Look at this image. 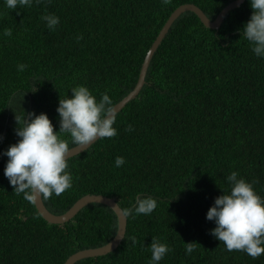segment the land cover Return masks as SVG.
<instances>
[{
  "label": "trees",
  "instance_id": "1",
  "mask_svg": "<svg viewBox=\"0 0 264 264\" xmlns=\"http://www.w3.org/2000/svg\"><path fill=\"white\" fill-rule=\"evenodd\" d=\"M232 1L50 0L8 10L0 0V264H63L117 232V216L104 204L52 224L14 191L2 153L18 141L23 116L46 113L58 131L59 99L78 85L97 99L106 92L114 106L134 89L147 51L177 7L197 5L214 20ZM45 13L60 18L55 31L40 19ZM251 14L244 0L217 29L191 11L180 14L152 56L145 84L115 114L117 135L69 158L72 187L42 197L54 214L86 194L114 198L122 210L140 196L157 200L151 214L126 217L115 250L75 264H148L152 238L172 249L159 264H264V255L226 251L206 219L214 199L230 191L233 171L264 197V59L242 35ZM6 28L10 37L2 35ZM19 63L28 67L18 72ZM185 243L194 244L191 255Z\"/></svg>",
  "mask_w": 264,
  "mask_h": 264
},
{
  "label": "clouds",
  "instance_id": "2",
  "mask_svg": "<svg viewBox=\"0 0 264 264\" xmlns=\"http://www.w3.org/2000/svg\"><path fill=\"white\" fill-rule=\"evenodd\" d=\"M34 2L40 4L50 0H4V6L8 10H16L30 8ZM171 3L172 0H161L162 6ZM249 3L252 14L243 25L242 35L254 55L264 59V0H249ZM40 19L49 31H55L60 24V18L54 13H45ZM2 35L10 37L11 29H4ZM80 39L81 36L76 37L77 42ZM27 67L23 63L16 65L18 72ZM70 90L72 96L60 98L58 102V131H54L46 113H29V118L24 115L22 124L15 129L18 141L2 153L8 158L4 176L17 194L23 193L30 201L36 196H59L72 187L68 161L79 152L69 156L70 152L76 148L85 151L93 141L117 135L113 126L116 109L106 92L97 99L86 85ZM16 121L18 124L17 118ZM127 130L132 131V126L129 125ZM114 163L121 167L125 159L118 156ZM226 181L230 191L216 197L206 213V219L215 224L210 234L223 243L226 251H242L257 259L264 255V197L257 194L254 182L246 181L236 171L231 172ZM156 207L154 197L140 196L133 206L122 210V215H149ZM185 245V254L191 255L195 251L194 244ZM149 247L151 257L148 264H159L172 251L156 238H152Z\"/></svg>",
  "mask_w": 264,
  "mask_h": 264
},
{
  "label": "water",
  "instance_id": "3",
  "mask_svg": "<svg viewBox=\"0 0 264 264\" xmlns=\"http://www.w3.org/2000/svg\"><path fill=\"white\" fill-rule=\"evenodd\" d=\"M244 0H234L230 2L228 5H226L215 17L214 20H211L207 15L203 12L201 8H199L197 5L191 4V3H186L182 4L179 7H177L169 16L167 21L165 22L164 26L161 28L159 31L157 37L155 38L154 42L152 43L151 47L147 51L144 61L141 65L140 73L138 76L137 83L134 87V89L129 92L124 98H122L118 103L114 105V108L116 109V113L121 110L122 107L125 106V104L133 99L142 86L145 84V77L147 73V69L149 67L150 61L152 59V56L154 52L156 51L157 47L165 37L166 33L168 32L170 26L172 23L180 16L185 11H191L195 13L200 21L203 23L204 26L210 29H217L220 27L222 21L224 20V17L226 13L238 7ZM115 113V114H116ZM95 141H93L94 143ZM75 147V146H74ZM73 147V148H74ZM76 152H82L81 149L76 148L72 152L69 153V156L74 155ZM77 155V154H76ZM33 203L35 205L36 210L38 213L49 223L52 224H63L65 222H68L71 220L83 207L90 203H101L104 204L108 207H110L114 213L117 216V232L115 237L108 242L107 244L97 247V248H90V249H84L80 250L71 256L67 258V260L63 264H75L77 261L84 259V258H89V257H96V256H101L105 255L113 250H115L122 239L125 236L126 232V225H127V218L122 215V209L118 205L117 201L114 198L107 197L101 194H86L79 198L65 213L63 214H54L50 212L46 206L43 203L42 196H36L33 199Z\"/></svg>",
  "mask_w": 264,
  "mask_h": 264
}]
</instances>
